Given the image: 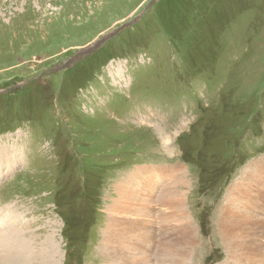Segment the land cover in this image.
Wrapping results in <instances>:
<instances>
[{
	"label": "rangeland",
	"instance_id": "1",
	"mask_svg": "<svg viewBox=\"0 0 264 264\" xmlns=\"http://www.w3.org/2000/svg\"><path fill=\"white\" fill-rule=\"evenodd\" d=\"M0 210V264L12 229L30 264L46 235L57 264H264V0H0Z\"/></svg>",
	"mask_w": 264,
	"mask_h": 264
},
{
	"label": "bare ground",
	"instance_id": "2",
	"mask_svg": "<svg viewBox=\"0 0 264 264\" xmlns=\"http://www.w3.org/2000/svg\"><path fill=\"white\" fill-rule=\"evenodd\" d=\"M10 161V160H9ZM11 162V161H10ZM254 169V168H253ZM257 169V168H256ZM147 170H149V169H147ZM178 170V169H177ZM247 170V169H246ZM245 170V171H246ZM248 170H249V168H248ZM247 170V171H248ZM144 171V170H143ZM173 171V170H172ZM246 171V172H247ZM135 173V172H134ZM150 173V172H149ZM243 173H245V172H243ZM255 173V172H254ZM139 175V174H138ZM145 176V175H144ZM254 176V175H253ZM250 177H251V175H250ZM137 178H139V176L137 177ZM241 178H244L243 176L241 177ZM134 179H135V177H134ZM140 179V178H139ZM126 180V179H125ZM174 180V179H173ZM243 180V179H242ZM170 181V180H169ZM168 181V182H169ZM133 182V181H132ZM171 182V181H170ZM245 182V181H244ZM124 183H126V182H124ZM173 183V182H172ZM130 184H132V183H130ZM129 184V185H130ZM246 184H247V182H246ZM125 186H127L126 184H124ZM133 185V184H132ZM135 186V185H134ZM241 186V185H240ZM132 187V186H131ZM161 187V186H160ZM135 188V187H134ZM234 188V187H233ZM126 189V188H125ZM129 189H131L130 187H129ZM119 190V189H118ZM233 190V189H232ZM121 192L118 194L119 195V197H124L125 195H128V197H130L131 196V194L132 193H130L129 192V190L128 191H126L125 193H124V191L123 190H120ZM235 192V191H234ZM129 193V194H128ZM182 194H183V192H182ZM234 195V194H233ZM243 195V194H242ZM134 196V195H133ZM135 196H137V195H135ZM152 196V195H151ZM156 197V196H155ZM175 197V196H174ZM235 197V196H234ZM118 198V197H117ZM135 198V197H134ZM173 198V197H172ZM177 198V197H176ZM226 198V197H225ZM119 199V198H118ZM122 199H125V198H122ZM174 200H176V199H174ZM153 201V200H152ZM166 201V200H165ZM238 201V200H237ZM236 201V202H237ZM124 203H125V201H124ZM170 203V202H169ZM232 203H234V202H232ZM166 204H168L167 202H166ZM165 204V205H166ZM179 204V203H178ZM122 205V204H121ZM124 205V204H123ZM122 205V206H123ZM131 205V204H130ZM130 205H128V204H126L125 203V205H124V208L126 209V211H127V209L130 207ZM164 205V206H165ZM169 205V204H168ZM234 205H235V203H234ZM115 206V205H114ZM122 206L120 207V208H122ZM10 207V206H9ZM118 207V206H117ZM114 207H109V210H111V209H113ZM10 209V208H9ZM165 209V208H164ZM13 210V209H12ZM148 210V209H147ZM1 211V210H0ZM116 211H118V209L116 210ZM162 211H164V210H162ZM169 212L170 210H167L166 209V212ZM176 211V210H175ZM4 212V211H3ZM9 212H11L10 210H9ZM14 212V211H13ZM112 212V211H111ZM117 213V212H116ZM121 213V212H120ZM123 213V212H122ZM172 213V212H171ZM119 214V213H118ZM125 214V213H124ZM170 214V213H169ZM242 214V213H241ZM1 215V214H0ZM14 215V214H13ZM110 215V214H109ZM168 215V214H167ZM168 217H169V215H168ZM241 217V216H240ZM122 219V218H121ZM118 220V219H117ZM176 220V219H175ZM117 223V222H116ZM124 223V222H123ZM126 223V222H125ZM223 223V222H222ZM7 224H8V222H7ZM120 224V223H119ZM9 225H11V224H9ZM112 225V224H111ZM13 226H15V224L13 225ZM12 226V227H13ZM108 226V225H107ZM116 226V225H115ZM118 226V225H117ZM125 226V225H124ZM231 226H233V222H232V224H231ZM110 227V226H109ZM126 227V226H125ZM183 227V226H182ZM230 227V226H229ZM16 228V227H15ZM190 227H188V229H189ZM233 228V227H232ZM11 229V228H10ZM19 229V228H18ZM17 229V230H18ZM115 229V227L111 230L110 228L108 229V230H106V232H109V233H107V236H109L110 235V232H112L113 230ZM229 229V228H228ZM13 230V234H12V236L14 237V236H20V239H23L21 242H18L19 244H21V245H19V246H17L18 247V249H20V248H22V249H20V252L19 253H16V252H18L19 250H16V251H14V248H13V252L12 253H15V254H12V256L10 255V257H12V259H10V260H12V263L10 262L9 264H16L15 262H18V259H19V261H24L26 264H30L29 263V261H31V253H30V249H29V247H30V244H29V240L28 239H26L25 237H22L21 236V234L23 233V232H20V231H15L14 229H12ZM11 230V231H12ZM4 231V230H3ZM2 231V232H3ZM5 231H7V230H5ZM119 231V230H118ZM228 231V230H227ZM192 232V231H191ZM231 231H228V233H230ZM52 233V232H51ZM51 233H49V234H51ZM55 233V232H54ZM115 233V232H114ZM120 233V232H119ZM124 233V232H123ZM184 232H182V234H183ZM186 233V232H185ZM233 233V232H232ZM0 234H1V232H0ZM127 234V233H126ZM172 234V233H171ZM185 236V235H184ZM189 236V235H188ZM18 237H16V238H18ZM117 237V236H116ZM168 237V236H167ZM182 237V236H181ZM11 238V237H10ZM9 238V239H10ZM119 238V237H118ZM185 238V237H184ZM189 238V237H188ZM1 239V238H0ZM20 239L18 240V241H20ZM45 240H46V242H47V245H49V247H50V250H48L47 252H43V255H42V258H40L37 262H43V264H57V261H58V255H59V252L57 251V248H55L54 246H53V244L51 243V241H50V238H49V236L48 235H46L45 236V238H44ZM109 239V238H108ZM121 239V238H120ZM124 239V238H123ZM181 239V238H180ZM5 240V239H4ZM29 242H28V241ZM106 240V239H105ZM131 240V239H130ZM129 240V241H130ZM169 240V239H168ZM12 241H14L15 242V240L14 239H12ZM16 241H17V239H16ZM107 241V240H106ZM128 241V240H127ZM179 241V240H178ZM234 242H235V244L237 243L235 240H233ZM109 242H110V240H109ZM112 242V241H111ZM7 243H8V241H7ZM11 243V242H10ZM106 243V242H105ZM165 243V242H164ZM184 243V242H183ZM9 244V243H8ZM15 244V245H14ZM13 244V246H16V243H14ZM115 244V243H114ZM113 244V245H114ZM127 244V243H126ZM180 244V243H179ZM185 244H186V242H185ZM10 245H12V243L10 244ZM18 245V244H17ZM188 245V244H187ZM191 245V244H190ZM194 245V244H193ZM231 245V244H230ZM241 245V244H240ZM21 246V247H20ZM111 246V245H110ZM115 246V245H114ZM119 246V245H118ZM171 246V245H170ZM189 246V245H188ZM11 247V246H10ZM113 247V246H112ZM123 247V246H122ZM236 247V246H235ZM118 248V247H117ZM121 248V247H120ZM160 248V247H159ZM185 248V247H184ZM1 249V248H0ZM6 249V248H5ZM15 249H17V248H15ZM170 249V248H169ZM12 250V249H11ZM21 250H22V252H21ZM104 250V249H103ZM128 250V249H127ZM163 250V249H162ZM171 250V249H170ZM187 250V249H186ZM6 251V250H5ZM105 251V250H104ZM159 251H161V250H159ZM237 251V250H236ZM247 251V250H246ZM1 252V251H0ZM111 252H113V251H111ZM124 252V251H123ZM181 252V251H180ZM185 252V251H184ZM5 253V252H4ZM3 253V254H4ZM119 253V252H118ZM117 253V254H118ZM126 253V252H125ZM158 253V252H157ZM244 253V252H243ZM106 254V253H105ZM116 254V255H117ZM163 254V253H162ZM114 255V254H113ZM124 255V254H123ZM175 255V254H174ZM184 255V254H183ZM112 256V255H111ZM186 256V255H185ZM35 257V256H34ZM119 257H121V256H119ZM5 258V257H4ZM3 258V259H4ZM56 258V259H55ZM168 258H169V256H168ZM172 258V257H171ZM6 259V258H5ZM36 259V258H35ZM15 260H17V261H15ZM114 260V259H113ZM187 261H188V259H186ZM15 261V262H14ZM111 261V260H110ZM24 262H22V263H24ZM35 262V261H34ZM3 263V262H2ZM1 263V264H2ZM6 263H8V262H6ZM6 263H4V264H6ZM21 263V262H20ZM60 263V262H59ZM19 264V263H18ZM188 264V263H187ZM255 264V263H254Z\"/></svg>",
	"mask_w": 264,
	"mask_h": 264
},
{
	"label": "water",
	"instance_id": "3",
	"mask_svg": "<svg viewBox=\"0 0 264 264\" xmlns=\"http://www.w3.org/2000/svg\"><path fill=\"white\" fill-rule=\"evenodd\" d=\"M113 32L115 31H112L108 34H106L105 36L101 37L100 40L96 41L94 44H92L91 46L89 47H86V48H82L80 49L70 60L66 61L63 65H61L59 67V69L61 67H67L70 65L71 62H74V61H77L81 56L83 55H87V54H90L93 50H95L96 48H98L103 42H105L110 36L113 35Z\"/></svg>",
	"mask_w": 264,
	"mask_h": 264
},
{
	"label": "trees",
	"instance_id": "4",
	"mask_svg": "<svg viewBox=\"0 0 264 264\" xmlns=\"http://www.w3.org/2000/svg\"><path fill=\"white\" fill-rule=\"evenodd\" d=\"M221 102L224 103L223 100H222ZM224 110H226V108H225ZM255 115H259V113L256 111L255 114H254V116H255Z\"/></svg>",
	"mask_w": 264,
	"mask_h": 264
}]
</instances>
